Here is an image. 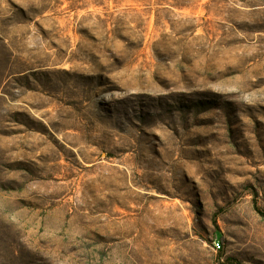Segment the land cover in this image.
Masks as SVG:
<instances>
[{
  "label": "rangeland",
  "instance_id": "374dc122",
  "mask_svg": "<svg viewBox=\"0 0 264 264\" xmlns=\"http://www.w3.org/2000/svg\"><path fill=\"white\" fill-rule=\"evenodd\" d=\"M255 203L264 0H0V264H264Z\"/></svg>",
  "mask_w": 264,
  "mask_h": 264
},
{
  "label": "trees",
  "instance_id": "16d2710c",
  "mask_svg": "<svg viewBox=\"0 0 264 264\" xmlns=\"http://www.w3.org/2000/svg\"><path fill=\"white\" fill-rule=\"evenodd\" d=\"M254 207H255V210L259 213V215H261L262 217H264V212L261 211V210L258 208V206H257L256 203L254 204ZM216 235H217V238H218V240L220 241V243H222V237L219 236L218 234H216ZM224 264H237V263H235V262L233 261V259L228 258V259L225 260V263H224Z\"/></svg>",
  "mask_w": 264,
  "mask_h": 264
},
{
  "label": "built area",
  "instance_id": "2783aa9c",
  "mask_svg": "<svg viewBox=\"0 0 264 264\" xmlns=\"http://www.w3.org/2000/svg\"><path fill=\"white\" fill-rule=\"evenodd\" d=\"M213 249L214 251L218 252L222 249V245L220 243V241L218 240V238L216 237L215 240L213 241ZM216 264H220L219 262Z\"/></svg>",
  "mask_w": 264,
  "mask_h": 264
},
{
  "label": "bare ground",
  "instance_id": "6f19581e",
  "mask_svg": "<svg viewBox=\"0 0 264 264\" xmlns=\"http://www.w3.org/2000/svg\"><path fill=\"white\" fill-rule=\"evenodd\" d=\"M26 1H27V3H29V2L32 3V2H36L37 0H26ZM41 2H42V1H41ZM50 2H52V1H50ZM43 3H44V2H43ZM52 4H53V3H52ZM54 4H55V3H54ZM54 4H53V5H54ZM44 6H45V5H44ZM41 7H43L42 4H41ZM52 8H53V7H52Z\"/></svg>",
  "mask_w": 264,
  "mask_h": 264
}]
</instances>
